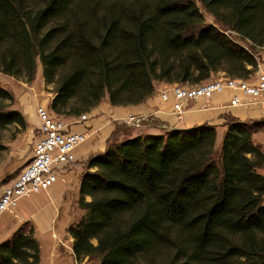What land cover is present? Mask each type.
I'll return each instance as SVG.
<instances>
[{
	"label": "trees",
	"instance_id": "16d2710c",
	"mask_svg": "<svg viewBox=\"0 0 264 264\" xmlns=\"http://www.w3.org/2000/svg\"><path fill=\"white\" fill-rule=\"evenodd\" d=\"M197 1L222 27L205 24ZM258 47L264 0H0V72L29 82L39 60L59 116L87 113L106 95L114 106L139 104L155 82L196 85L217 72L246 79ZM13 101L0 86V129L26 126ZM259 125L229 118L219 143L208 123L109 140L80 178L83 214L67 228L74 258L264 264ZM39 262L31 226L0 242V264Z\"/></svg>",
	"mask_w": 264,
	"mask_h": 264
},
{
	"label": "crops",
	"instance_id": "0c3cea01",
	"mask_svg": "<svg viewBox=\"0 0 264 264\" xmlns=\"http://www.w3.org/2000/svg\"><path fill=\"white\" fill-rule=\"evenodd\" d=\"M262 52L256 57L260 71H264V51L262 50ZM156 83L159 86L168 84L165 82ZM231 95L232 92L226 91L221 94H214L209 99H198L185 103L179 114L173 111L171 99L164 102L160 100V96L158 100L153 94L139 104L126 106L111 105L106 95L96 107L87 112L86 119L81 120L80 117H76L70 120L72 130L89 135L83 143L76 147L75 162L60 169L57 182L48 190L21 199L14 208L15 210L12 211L13 217L4 216L1 219L0 241L7 238L20 225L17 220H27L32 224L34 235L39 243L41 261L44 260V244L47 242L46 236L49 235L53 238L52 241L54 240L52 246L53 252L55 251L52 253L54 258L61 261L66 260L60 258V246L57 240L59 237L52 236L56 234L54 230L57 222L65 220L62 229L67 235L66 229L70 222V211L73 208L80 210L77 206L79 183L86 163L91 156L103 152L109 140L123 138L126 132L138 130L137 134H153L161 130L190 128L208 123L216 126L217 139L220 131L223 134L225 122L229 118L240 121H257L260 122L261 127L252 134V139L261 146L264 153V105L230 106ZM128 115L143 118L140 128L135 129L117 121L118 119H125ZM259 172L264 175V164ZM60 240L62 241V239ZM68 255L65 253L66 257ZM70 256L74 258L71 249Z\"/></svg>",
	"mask_w": 264,
	"mask_h": 264
},
{
	"label": "built area",
	"instance_id": "2783aa9c",
	"mask_svg": "<svg viewBox=\"0 0 264 264\" xmlns=\"http://www.w3.org/2000/svg\"><path fill=\"white\" fill-rule=\"evenodd\" d=\"M226 91L232 92L230 106L264 105V71H259L253 81L224 76L196 85L175 86L171 92L161 93V100L171 99L173 111L181 112L184 104L189 101L209 99L214 94ZM50 111L43 106L37 108V137L32 145L30 159L12 182L5 185L0 192V214L16 207L21 199L46 191L54 185L60 169L75 162L76 147L89 136L87 133L72 130L70 122L60 121ZM78 117L84 120L87 113ZM142 119L140 116L128 115L117 121L139 127ZM74 264L85 262L75 260Z\"/></svg>",
	"mask_w": 264,
	"mask_h": 264
},
{
	"label": "rangeland",
	"instance_id": "374dc122",
	"mask_svg": "<svg viewBox=\"0 0 264 264\" xmlns=\"http://www.w3.org/2000/svg\"><path fill=\"white\" fill-rule=\"evenodd\" d=\"M197 5L199 7L200 12L203 14L205 24H212V25L215 24L218 27H222V25L218 24V22L213 17V15H211L209 12H207L204 9V7L202 6L200 2L197 1ZM227 32L232 36V38L236 42H238L239 44L243 46L248 47L247 41L240 39L235 33L230 32L229 30H227ZM253 52L255 53L256 57L260 55L259 54L260 52L263 53L262 49L260 48H255ZM258 68L259 66H257L254 72L248 75V78H246V80L253 81L260 71V68L259 70H257ZM221 76L224 77V74L222 72H217V73H214L213 76L211 75L209 79L213 80L214 78L217 79ZM154 84L155 85H154L153 95H155L157 99L160 96V100H161V93L163 92L169 93L171 92V89L173 87L180 86L178 84H169V85L167 84V85L159 86L156 82ZM0 86L7 89L8 91L12 93L14 101L11 104L10 108L19 110L22 113L26 121L25 128H21L19 125L13 123V124L8 125L4 129H0V143L4 146V149L0 155V192H1L3 187L12 182V180L17 176V174L21 171V169L30 159L31 152H32V145L37 137V126H38L37 108L43 106V107H46L48 110H50L48 105L50 103L51 98L53 97V92H52L53 85L46 84L44 82L43 77H42L41 64L39 60H37L35 76L32 81L28 82L26 81L24 77L15 78L13 76L0 72ZM189 102H192V101H189ZM196 107H200V106H196ZM50 113L56 116L60 121L64 123H69L70 120H73V118H76L74 116H68V115L59 116V115H56L52 111H50ZM175 113L179 114L181 112H175ZM260 125L258 129L261 127ZM134 128L137 129V128H140V126L134 127ZM165 131L166 130H161V131H158V133L156 132L153 134H160V133H164ZM138 132H139L138 130L134 132H130V133L126 132L123 138L134 136ZM219 133L220 134L218 135V138L216 139L217 143H219L222 138V132L220 131ZM139 134H145V133H139ZM123 138L111 139V140L119 141ZM86 199L88 200L89 197H87ZM14 208L6 210L3 213H1L0 221H2L1 219H3L4 216L11 217L13 215L12 211L15 210ZM80 210H78L77 208H73L70 211V215H69L70 222L68 226L71 223L76 222L81 217V215L83 214V210L82 209ZM17 222H20L21 226L25 224V225L31 226L33 229V226L30 223V221L17 220ZM64 222L65 220H61L57 222L56 229L54 230L56 234H53L52 236L59 237V239L57 238V240L60 246L59 248L60 249L59 254H61L60 258L66 259V260L61 261V260H57L54 258V256L52 255V253H55V251L53 252L52 250L54 240L52 241L53 238L49 235V236H46L47 242L44 244V260L41 261V258H40L39 264H74V261L77 260L75 258H72V256H70V249H71L70 241L72 242V238L67 233V229H66L67 235L65 234L64 229H62ZM33 233H34V229H33ZM60 239H62V241ZM3 240H1L0 242H2ZM65 253L66 254L68 253L69 255L66 257ZM78 260L84 261L85 264H92V262H94V259L89 260V258L87 257L78 259Z\"/></svg>",
	"mask_w": 264,
	"mask_h": 264
},
{
	"label": "water",
	"instance_id": "95a60500",
	"mask_svg": "<svg viewBox=\"0 0 264 264\" xmlns=\"http://www.w3.org/2000/svg\"><path fill=\"white\" fill-rule=\"evenodd\" d=\"M173 129H177V128H173Z\"/></svg>",
	"mask_w": 264,
	"mask_h": 264
}]
</instances>
